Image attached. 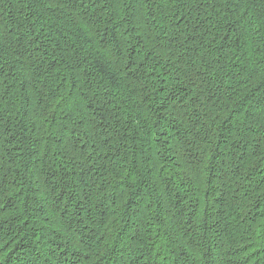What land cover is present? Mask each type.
<instances>
[{"label": "trees", "instance_id": "16d2710c", "mask_svg": "<svg viewBox=\"0 0 264 264\" xmlns=\"http://www.w3.org/2000/svg\"><path fill=\"white\" fill-rule=\"evenodd\" d=\"M0 264H264V0H0Z\"/></svg>", "mask_w": 264, "mask_h": 264}]
</instances>
